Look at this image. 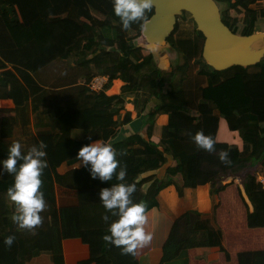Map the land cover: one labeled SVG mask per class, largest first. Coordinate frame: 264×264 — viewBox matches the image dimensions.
I'll use <instances>...</instances> for the list:
<instances>
[{
	"label": "trees",
	"instance_id": "16d2710c",
	"mask_svg": "<svg viewBox=\"0 0 264 264\" xmlns=\"http://www.w3.org/2000/svg\"><path fill=\"white\" fill-rule=\"evenodd\" d=\"M34 2L0 0V97L11 98L16 107H22L48 86L52 98L43 106L42 112L57 120L60 132L33 135L24 128L27 138L16 140L21 143L22 152L38 141L46 144L47 167L42 172L40 190L47 207L40 213L42 223L34 232L18 228L11 219L15 206L7 198L6 189L12 185L13 176L0 168V264H65L62 243L71 238L80 239L90 253L87 259L77 264H137L134 255L122 253L119 247L103 239L108 233V223L101 219L106 210L98 193L106 187L104 181L93 179L85 165L63 175L57 172V167L79 161L76 153L82 145L96 139L109 141L116 150V159L126 168L124 182L136 184V191L131 194L133 202L143 201L148 211L157 205L159 191L169 186L176 175L181 176L184 187H195L200 180L199 148L186 138L185 128L178 125L177 118L188 116L198 123L197 105L205 106L213 120L223 117L228 129L240 136V151L234 146L225 149V145H219L228 152L231 163L221 162L219 158L216 161L222 163L232 176H241L240 195L248 209L251 205L253 207L247 213L248 226L264 227V57L254 65L215 70L201 54L204 35L185 13L186 22L178 18L166 39L182 53L179 54L185 62L175 71H163L156 65L152 52L138 45L143 25L154 13L152 8L146 12L147 20L133 23L127 30L121 28L120 21L108 16H95L86 21L88 33L72 48L74 56L55 61L46 68L49 71L60 65L68 71H63L68 76L49 82L50 73L41 80L38 72L30 73L27 66L28 61L38 54L35 39L48 26L34 9ZM215 2L220 6L222 21L234 35L264 33V0ZM60 3L58 6L63 11L67 4ZM26 4L33 7L29 20L21 18ZM72 23L76 29L73 20L67 22ZM192 74L205 78L207 82L203 89L219 87L238 75L249 101L230 105L226 113L210 98L201 97L192 106L197 89L189 85L188 78ZM97 75L108 77L101 92H93L87 86L88 81ZM132 76L138 80L136 85L130 83ZM114 79L123 81L124 86L119 94L107 95L105 91ZM150 103L154 108L146 112ZM127 104L131 109H126ZM86 113L95 118H107L108 123L83 127ZM133 113L136 117L144 116L143 128L116 139L124 116L130 117ZM160 114L167 115L163 123L157 120ZM210 119L203 122H210ZM1 122L0 117V159H4L9 145L15 140H8L2 134ZM71 129L81 130L82 137L72 136ZM154 135L160 136L158 143L152 140ZM256 165L259 170L252 169ZM159 169L164 170L162 177L156 175ZM206 180L213 199L212 216L205 217L198 210H188L178 216L172 224L159 264L191 247L216 246L229 258L222 245L221 229L216 223L211 224V220L215 222L218 194L225 185L218 186L212 176ZM113 182H119L115 174ZM70 192L73 195L71 201L65 199ZM8 235L15 237L10 247L3 243ZM238 261L239 264H264V252H241Z\"/></svg>",
	"mask_w": 264,
	"mask_h": 264
},
{
	"label": "crops",
	"instance_id": "0c3cea01",
	"mask_svg": "<svg viewBox=\"0 0 264 264\" xmlns=\"http://www.w3.org/2000/svg\"><path fill=\"white\" fill-rule=\"evenodd\" d=\"M59 3L67 4L63 11L59 8ZM34 4L36 7L34 9L37 11L38 15L48 22V26L46 31L35 39L38 54L28 61L27 66L30 73L38 72V76L41 77V80L46 78V75H48L47 73H50V81L45 80L49 82L55 78L59 80V78L68 76V71L60 65L55 66V69L49 71H46V68L55 61L66 60L74 56L72 48L77 45V43H81L88 33L86 21L95 16H108L120 21L119 17L113 12V0H70V2H68V0H35ZM217 6L220 13V6L218 4ZM31 9H33V7L26 4L24 14L21 18H28L29 20ZM31 13L33 15V12ZM183 13L185 14L188 12ZM189 16L192 18L190 14ZM178 18H180V16L177 17V19ZM67 20H73L74 23L77 24L76 29L73 23L67 24ZM192 20L194 21L193 18ZM194 23L196 24L195 21ZM222 23L224 24L223 21ZM141 44L144 45V42L139 40L138 45ZM171 48L172 49L160 46L154 55L156 65L166 72H169L170 69L175 71L178 66H181L185 62L184 59L182 61L180 60V52L175 46H171ZM174 57H176V60H174ZM9 67L10 65H8V68ZM64 70L67 72L66 75L63 73ZM184 78L186 79L187 77ZM188 80L191 81L189 85L191 84L194 89L195 86L197 88L196 91L193 90L196 94L193 96L192 100L194 102L192 106H195L198 99L201 97L210 98L214 100L223 113H226L230 105L249 101V98L245 96L242 91L241 79L238 75H234L216 88L203 89L207 81L205 78L196 76L195 74H192L191 78H188ZM137 82V78L133 76L130 77V83L132 85H136ZM79 83L77 79V84ZM123 86V81L114 79L109 89L105 92L107 95L119 94ZM51 95L52 90L48 86H45L39 94L29 99L22 107H16L11 98L0 97L2 134L8 140L16 141L27 138L24 128H27L33 135L60 132L57 120L49 114H44L42 112L43 106L52 98ZM130 107V104L126 105L127 110L131 109ZM153 108L154 104L150 103L146 112H151ZM196 108L199 110L200 114L198 123H194L188 116H184L183 118L177 117L179 122L178 125L185 128L186 138L188 140L193 141L192 136L197 131H202L204 134L211 136L215 140L214 151L209 152L198 147L199 156L197 159V166L200 180L195 187H184L181 176L178 174L173 178L169 186L159 191L157 195V205L146 211L148 223L145 225V228L146 231L152 233V239L147 245L137 249L134 255L137 264H159L161 262L163 249L166 245L172 224L174 220L184 212L188 210H198L205 217L212 216L213 199L210 196V186L206 180L210 176L213 177L218 186L225 185L218 194L219 203L215 210V222L210 220L212 225L216 223L221 229L222 245L229 254V258L226 257L223 250L216 246L191 247L181 251L178 256L172 260L165 261L164 264H239L238 254L241 252H264V227L248 226L247 213L248 210L252 211L253 207L251 205L248 209L240 195L241 176H232L229 170L224 168L222 163L216 161L219 154L218 152L223 149L219 145H225V149L234 146L240 151L242 149V140L236 131L228 129L227 123L223 117H218L216 120H213L210 116L211 113L205 106L197 105ZM204 109H206L209 114H205ZM166 116V114L158 115V122H165L167 119ZM143 117L144 116L136 117L134 113L130 117L124 116L121 130L116 136V139H121L129 134L139 132L144 126ZM204 119H210V122H203ZM107 123V118H95L86 113L83 127L85 125H105ZM71 134L76 138L82 137V132L79 129H73ZM152 140L158 143L160 136L154 135ZM106 143H109V141ZM81 166H83V164L80 163V161L73 164L62 163L57 167V172L63 175ZM252 169L259 170V165L254 166ZM163 174V169L156 171L158 177H162ZM112 184H114L113 179L111 181H104L106 187ZM146 186L147 184L144 185L143 188L145 189ZM65 199L71 201V199H73L72 193L66 194ZM62 246L65 264H77L78 261L87 259L90 256L88 246L80 239H64ZM46 263H48L47 258Z\"/></svg>",
	"mask_w": 264,
	"mask_h": 264
},
{
	"label": "clouds",
	"instance_id": "9594fccd",
	"mask_svg": "<svg viewBox=\"0 0 264 264\" xmlns=\"http://www.w3.org/2000/svg\"><path fill=\"white\" fill-rule=\"evenodd\" d=\"M152 8L153 0H113V12L119 17L124 30L133 23L147 20L146 12ZM192 140L199 148L214 151L215 140L202 131H197ZM45 148L46 144L38 141L22 152L21 143L13 141L6 157L0 159V168L13 176L12 185L6 189L7 198L15 206L11 219L18 228L33 232L42 223L40 213L47 207L40 190L42 172L47 167ZM76 157L88 168L93 179L111 181L115 174L119 182L102 187L98 193L106 210L101 219L108 223V233L103 235V239L119 247L122 253L135 255L137 249L151 241L152 233L145 228L148 223L146 204L143 201L133 202L131 194L136 191V184L124 182L126 168L116 159L115 148L110 143L96 139L82 145ZM218 158L226 164L231 163L226 150H221ZM14 239L13 235H8L4 237L3 243L10 247Z\"/></svg>",
	"mask_w": 264,
	"mask_h": 264
},
{
	"label": "water",
	"instance_id": "95a60500",
	"mask_svg": "<svg viewBox=\"0 0 264 264\" xmlns=\"http://www.w3.org/2000/svg\"><path fill=\"white\" fill-rule=\"evenodd\" d=\"M153 15L141 30L140 46L153 55L160 46L172 49L166 39L176 24L177 17L188 12L204 35L202 57L215 70L234 65L250 66L264 57V33L248 36L234 35L222 23L215 0H153Z\"/></svg>",
	"mask_w": 264,
	"mask_h": 264
},
{
	"label": "built area",
	"instance_id": "2783aa9c",
	"mask_svg": "<svg viewBox=\"0 0 264 264\" xmlns=\"http://www.w3.org/2000/svg\"><path fill=\"white\" fill-rule=\"evenodd\" d=\"M107 76L97 75L93 76L87 83L88 88L93 92H101L107 83Z\"/></svg>",
	"mask_w": 264,
	"mask_h": 264
},
{
	"label": "rangeland",
	"instance_id": "374dc122",
	"mask_svg": "<svg viewBox=\"0 0 264 264\" xmlns=\"http://www.w3.org/2000/svg\"><path fill=\"white\" fill-rule=\"evenodd\" d=\"M185 16H186V15L183 13V15L180 16V20H181V21H185ZM186 20H187V16H186ZM185 22H186V21H185ZM187 24L190 25V22H188ZM174 58H175L174 60H176V57H174ZM179 58H180L181 61L183 60V59H182V55H180V54H179Z\"/></svg>",
	"mask_w": 264,
	"mask_h": 264
}]
</instances>
